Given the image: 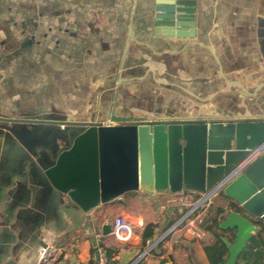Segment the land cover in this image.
<instances>
[{
    "label": "crops",
    "instance_id": "crops-1",
    "mask_svg": "<svg viewBox=\"0 0 264 264\" xmlns=\"http://www.w3.org/2000/svg\"><path fill=\"white\" fill-rule=\"evenodd\" d=\"M154 2L0 0V264H38L39 249L49 243L63 250L57 264H100L107 247L119 250L112 264H129L160 233L141 214L135 219L143 229L129 241L98 238L112 225H96L105 204L84 212L48 181L46 170L89 126L108 124L113 115L264 119V0H197L193 36L182 37L155 33ZM185 191H165L159 202L192 204L191 195L180 197ZM212 205L216 216L223 210L219 220L236 206L222 194ZM149 224L158 229L145 245ZM187 241L195 262L209 264L204 245ZM160 248L152 263L138 264H159L168 254L177 263L172 247Z\"/></svg>",
    "mask_w": 264,
    "mask_h": 264
},
{
    "label": "water",
    "instance_id": "water-1",
    "mask_svg": "<svg viewBox=\"0 0 264 264\" xmlns=\"http://www.w3.org/2000/svg\"><path fill=\"white\" fill-rule=\"evenodd\" d=\"M196 4L197 0H155V33L164 37L193 36ZM263 144L264 119L173 122L113 115L110 123L91 125L80 133L45 174L57 191L89 212L130 192H209L251 150ZM222 193L239 210L220 224L221 230L235 234L234 242L222 238L229 249L225 264H237L252 234L257 232L256 225L264 223V154ZM103 231L107 235L111 227ZM184 237L197 241L190 233ZM174 262L173 255L168 254L159 264Z\"/></svg>",
    "mask_w": 264,
    "mask_h": 264
},
{
    "label": "rangeland",
    "instance_id": "rangeland-1",
    "mask_svg": "<svg viewBox=\"0 0 264 264\" xmlns=\"http://www.w3.org/2000/svg\"><path fill=\"white\" fill-rule=\"evenodd\" d=\"M157 194L158 196L154 197L152 195L141 193L139 191L130 192L129 194L124 196L123 201L121 203L118 202L119 200H115L114 202L105 204V206L103 205L99 210H97L95 214L96 225H99L104 219H106L110 220L112 225H109V227H112L118 215L128 216V219H131L133 223H136V217H140L141 214H147L150 220L157 222L158 225L161 227L160 233L154 240L150 242V244L147 245L144 250L141 251V253L138 255L139 258L137 257V260L135 259V261L133 260L129 264H138L142 260H144L145 263H152L153 260H155V258H153L154 254L152 253L160 245L162 246V248H160L162 252L169 251L172 247L175 256H177L176 264H201L202 260L200 258H198L197 262H195V258L190 254V244H188L189 242L184 236L186 233H190L193 237H196L198 241H200L202 246L206 243H213L214 239L208 231L211 225L208 224V222L216 218V209L211 204L210 206L200 207L195 212L190 213L194 207L195 202L198 200V194H191L189 193V191H185L182 195H180V197H186L188 195H191L193 197L192 204L190 203L187 205L185 204V200L183 199H165L162 200L160 204L159 199L164 197L167 192L165 194V191H161L157 192ZM175 206H178L179 210L176 209ZM237 211L239 210H237L235 206H231L228 209V213ZM240 212L242 213V211ZM181 214L183 216L179 218ZM188 215L189 217L185 219L172 233H170L167 238L165 237L161 242L157 243V245L149 253V255H147L143 259H140L141 255L145 251H147L149 247L154 245V243H156L162 237V235L169 231L175 224L180 223V220H182L185 216ZM229 216V214L224 215L222 219L219 220L220 224H222L226 219H228ZM218 232L221 231L218 230ZM224 236L229 237L230 233L225 232ZM134 240L135 237L132 239L131 244H134ZM114 242V240H108L105 245L115 244ZM123 247L126 248L127 246L124 245ZM61 260L62 259L60 258V262ZM238 262L240 263V261Z\"/></svg>",
    "mask_w": 264,
    "mask_h": 264
},
{
    "label": "built area",
    "instance_id": "built-area-1",
    "mask_svg": "<svg viewBox=\"0 0 264 264\" xmlns=\"http://www.w3.org/2000/svg\"><path fill=\"white\" fill-rule=\"evenodd\" d=\"M263 154H264V144L258 148L251 150L249 154L235 168H233L222 180H220L212 190L206 193H198V200L195 202L194 207L190 213L195 212L200 207L210 206L213 203V199L221 195L224 188L229 183H231L245 169H247L250 165H252L256 160H258ZM189 215L185 216L180 221L179 225L185 219H187ZM142 229H143V224L133 223L129 219H126L121 216L116 219L114 225L111 227L110 233L107 235L113 236L118 241L126 242L132 238L135 230L142 231ZM107 235L100 234L98 235V238L105 237ZM61 256H62V250L60 247H58V245L56 244L46 245L42 247L39 251V264H57ZM98 257L100 264H112V261L107 257L105 253L98 254Z\"/></svg>",
    "mask_w": 264,
    "mask_h": 264
},
{
    "label": "trees",
    "instance_id": "trees-1",
    "mask_svg": "<svg viewBox=\"0 0 264 264\" xmlns=\"http://www.w3.org/2000/svg\"><path fill=\"white\" fill-rule=\"evenodd\" d=\"M222 195L225 196L223 193ZM222 213V209H217L216 218L208 222V224L211 225L208 231L214 239L213 243H206L204 245V251L206 253L209 264H225L229 256V249L222 241V238H226L232 242L235 240V234L233 231H223L220 229L218 215ZM182 216L183 215L181 214L179 218H181ZM157 229V224H149L145 227L142 233V238L145 245L147 244L148 240H151L154 237L155 231ZM218 230L221 232H218ZM225 232H229L230 236L225 237ZM105 250L110 260H112L113 256L119 252L118 249H115L113 247H107L105 248ZM94 252L95 251L93 250V254ZM238 261H240V263ZM237 264H264V226H262V228L257 231V234L252 236L248 241L245 249L238 257Z\"/></svg>",
    "mask_w": 264,
    "mask_h": 264
}]
</instances>
